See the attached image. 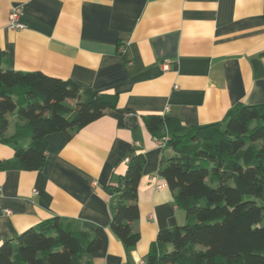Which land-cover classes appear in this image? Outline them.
<instances>
[{"label": "crops", "instance_id": "obj_1", "mask_svg": "<svg viewBox=\"0 0 264 264\" xmlns=\"http://www.w3.org/2000/svg\"><path fill=\"white\" fill-rule=\"evenodd\" d=\"M12 6L21 8L20 30L7 27ZM0 68L117 98L69 139L48 134L41 169L0 171V244L59 216L103 228L93 263L144 264L157 233L184 224L185 213L159 174L173 150L143 117L200 127L223 124L237 103L264 104V0H0ZM19 123L11 114L5 136ZM137 153L145 156L132 223L140 238L126 249L109 228L116 195L108 188ZM13 155L0 142V161Z\"/></svg>", "mask_w": 264, "mask_h": 264}, {"label": "trees", "instance_id": "obj_2", "mask_svg": "<svg viewBox=\"0 0 264 264\" xmlns=\"http://www.w3.org/2000/svg\"><path fill=\"white\" fill-rule=\"evenodd\" d=\"M116 102L70 79L0 68V142L14 151L0 171L41 169L48 134L69 139ZM13 113L23 123L5 136ZM143 121L173 150L161 158L159 174L185 213L184 224L157 233L144 264H264V104L237 103L223 124L189 127L159 114ZM144 165L137 153L108 188L116 195L109 228L126 249L140 238L132 223ZM103 240L101 227L53 216L0 244V264H95L91 255Z\"/></svg>", "mask_w": 264, "mask_h": 264}, {"label": "built area", "instance_id": "obj_3", "mask_svg": "<svg viewBox=\"0 0 264 264\" xmlns=\"http://www.w3.org/2000/svg\"><path fill=\"white\" fill-rule=\"evenodd\" d=\"M20 16H21V8L20 6H12L9 10V14H8V25L7 27L9 29H12V30H20L22 28L25 27L24 23H22L20 21ZM164 69H167V63L164 62V64L162 65ZM167 138L166 137H163L161 139H156L157 142L161 145V146H165V140ZM127 162H129L128 159H126ZM158 188L161 187V186H157ZM6 213H9L8 210H5ZM142 264V263H141Z\"/></svg>", "mask_w": 264, "mask_h": 264}]
</instances>
